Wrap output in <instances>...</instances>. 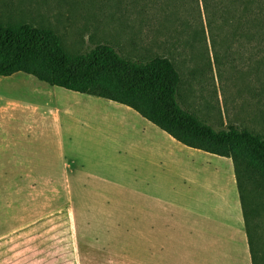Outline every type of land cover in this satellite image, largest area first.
I'll list each match as a JSON object with an SVG mask.
<instances>
[{
    "label": "rangeland",
    "instance_id": "1",
    "mask_svg": "<svg viewBox=\"0 0 264 264\" xmlns=\"http://www.w3.org/2000/svg\"><path fill=\"white\" fill-rule=\"evenodd\" d=\"M0 23L50 29L73 55L107 44L131 60L168 58L180 73L182 108L216 130L235 125L264 136V0H0ZM21 78L39 82L23 73L1 78L0 106L25 101L12 87ZM102 107L93 132L103 137L75 144L92 177L61 166L57 138L26 140L25 117L11 125V111L0 114V264H200V242L184 233L191 198L178 166L167 185L140 178L125 149L145 124ZM64 143L72 154L67 135ZM16 157L56 165L10 166ZM222 171L215 176L227 183ZM256 185L252 232L263 264L264 194Z\"/></svg>",
    "mask_w": 264,
    "mask_h": 264
},
{
    "label": "trees",
    "instance_id": "2",
    "mask_svg": "<svg viewBox=\"0 0 264 264\" xmlns=\"http://www.w3.org/2000/svg\"><path fill=\"white\" fill-rule=\"evenodd\" d=\"M17 73L127 106L182 145L232 159L252 264H261L252 232L258 205L249 186L257 183L264 194V136L235 125L216 130L182 108L181 77L170 59L131 60L107 44L73 55L50 29L0 23V78Z\"/></svg>",
    "mask_w": 264,
    "mask_h": 264
},
{
    "label": "crops",
    "instance_id": "3",
    "mask_svg": "<svg viewBox=\"0 0 264 264\" xmlns=\"http://www.w3.org/2000/svg\"><path fill=\"white\" fill-rule=\"evenodd\" d=\"M12 84L13 89L23 92L25 101L7 100L0 106V114L8 115L9 111L14 112V114L9 113L11 125L20 122L19 115L24 116L23 120L29 125H26L29 130L25 136L26 140L35 136L46 141L50 136L57 138L56 147L62 154L61 166H74V169L79 166L81 172H88V177H92L90 167L82 165L78 156L79 152L75 150V144L76 140L83 138L91 140L95 136L103 137L104 132H93V116L97 106H103L105 112L106 107L110 106L142 119L145 127L141 130L133 129L135 131L130 133L132 136L128 138L125 152L135 158L140 178L142 176L146 178L145 180H152L158 184H170L174 177L175 166H178L177 176L184 180L186 194L191 198V206L188 205L185 209L184 233H192L196 242H200L202 248L200 264H252L232 159L182 145L127 106L67 91L40 81L35 82L28 78H21ZM33 99L34 102H29ZM80 117L83 118L81 124L84 126L81 130L80 126L79 128L75 126V122ZM106 119L110 121L113 117L106 116ZM66 135L72 146V154L67 156L64 143ZM44 153L49 154L47 148ZM31 155H33L32 152ZM39 161V164H35L34 161L26 162L25 159L16 157L11 160L10 166H53L55 164L50 163V157ZM219 166H227V176L224 171L221 173L222 176L227 177V183L225 179L219 181V178L215 176L216 173L219 175ZM209 168L213 170L211 176L207 174ZM220 169L223 170V168ZM218 228L220 231L217 230ZM165 233L168 232L161 234Z\"/></svg>",
    "mask_w": 264,
    "mask_h": 264
}]
</instances>
